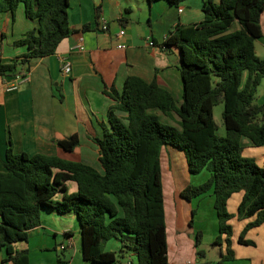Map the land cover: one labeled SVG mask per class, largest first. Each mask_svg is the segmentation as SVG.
<instances>
[{
    "label": "trees",
    "instance_id": "16d2710c",
    "mask_svg": "<svg viewBox=\"0 0 264 264\" xmlns=\"http://www.w3.org/2000/svg\"><path fill=\"white\" fill-rule=\"evenodd\" d=\"M166 1L178 7L182 0ZM19 5L36 27L13 42L26 51L10 62L0 61V77L26 76L33 58L53 54L72 31L68 0H0V12L13 17ZM263 11L264 0H203L200 21L177 23L168 30L160 47L177 49L179 101L156 77L147 82L128 75L120 93L114 86L104 87L103 93L114 101L107 109L109 128L104 127L101 137L90 136L101 170L56 155L14 153L9 144L0 171V264H29V250L18 249L16 243L27 240L43 210L76 216L87 264H115L128 252L134 254L133 264H168L160 158L164 146L184 153L189 173L209 172L206 181L186 185L179 196L190 200L211 190L218 227L213 245L225 243L216 264L233 259L232 214L227 210L233 193H241L238 218L250 219L237 241L253 244L244 234L264 222V160L259 166L243 156L240 139L264 144V104L255 102L264 77V58L255 52L256 39H264ZM219 102L224 136L216 134L213 119ZM158 112L170 118L175 114L179 127L162 122ZM53 142L66 152L79 144L75 134ZM69 180L76 185L71 193ZM57 193L61 197L54 199ZM110 239L119 243L117 250L102 249ZM200 243L197 232L195 247ZM196 255L202 258L203 250L197 249Z\"/></svg>",
    "mask_w": 264,
    "mask_h": 264
},
{
    "label": "crops",
    "instance_id": "0c3cea01",
    "mask_svg": "<svg viewBox=\"0 0 264 264\" xmlns=\"http://www.w3.org/2000/svg\"><path fill=\"white\" fill-rule=\"evenodd\" d=\"M68 2V20L72 31L58 43L55 52L33 58L25 80L18 81L15 90L6 89L16 81L15 75L0 77V171L4 170L5 150L9 144L14 153L56 155L90 165L93 161L98 162L97 146L90 136L101 137L104 127L109 128L107 109L114 103L103 93V88L114 86L120 93L128 75L139 76L147 82L156 77L159 85L170 91L177 101L181 99L177 49L169 47L164 50L160 44L175 24L195 23L202 19L203 0H182L178 7L171 6L166 0ZM179 8L181 12H178ZM103 24H106V30H101ZM85 25L88 27L84 28ZM260 25L264 33V11L260 16ZM35 27L36 21L25 16L23 5L16 8L13 17L9 12H0V61L10 62L23 54L25 46H15L13 42ZM122 28L124 34L119 36L118 31ZM80 36L83 38V50L75 47ZM118 43L125 47L118 48ZM258 43L264 54V39L255 41L256 55L264 58V55H258ZM64 58L71 64L69 74L62 71ZM116 114L125 115L121 111H116ZM173 118H176L175 114ZM73 134L77 135L79 144L71 152L62 150L53 142ZM240 142L242 149L243 146H252L244 137ZM260 155L263 158L264 151ZM66 185L68 191L76 190L75 184ZM181 189V186L174 187L169 207L164 202L168 264H188L189 261L192 264L204 261L216 264L225 246L223 242L212 244V254L216 257H210L204 251L202 258L197 257L196 250L201 248L200 245L195 247L196 233L201 232L202 243L204 231L199 225L195 227L194 215L189 214L192 207L182 205L183 200H189L179 196ZM236 193L227 201V210L237 221L236 224L229 222L232 225L233 259L224 261V264H264V222L245 232L244 238L253 241V244L245 245L237 241L250 219L238 218L236 210L241 193ZM176 197L182 200H178L180 211ZM215 218L212 235L216 237V213ZM69 239L73 241L72 245L60 250L69 255L70 259L66 261L64 256L58 257L56 251ZM116 246L118 249V242ZM16 247L27 248L29 254L31 251L37 254L36 257L29 255V264H87L81 255L79 228L73 213L43 210L40 224L29 230L27 240L17 242ZM3 256L4 251L1 250L0 261ZM133 257L132 252L125 253L115 264H126L128 258Z\"/></svg>",
    "mask_w": 264,
    "mask_h": 264
},
{
    "label": "rangeland",
    "instance_id": "374dc122",
    "mask_svg": "<svg viewBox=\"0 0 264 264\" xmlns=\"http://www.w3.org/2000/svg\"><path fill=\"white\" fill-rule=\"evenodd\" d=\"M215 2H218V0H215ZM260 43L257 44V52L258 55H264L261 53L260 50ZM255 102L257 104H264V77L261 80V83L257 87L256 93H255ZM222 110H223V103L219 102L213 107V119L216 125V134L219 136H224L225 130L222 123ZM160 115V119L164 123L171 124L175 127H179L177 124V116L176 118H170L160 112H158ZM247 139V138H246ZM243 145V143H242ZM166 148V149H165ZM264 151V144L255 146L252 145L251 147L243 146L241 154L243 156L251 157L255 160V162L262 166L263 164V158L260 155V153ZM161 159H162V184L164 188V202L166 204V207L170 206V203L172 202L171 199L173 197L172 191L174 190V187L181 186L184 188L186 185H198L204 181L207 180L209 177L208 171L203 169L197 174H191L187 170V164L186 159L184 156V153L180 150H176L174 148L170 147H162L161 149ZM95 167L99 168L101 170V167L98 162H92ZM168 164L170 165V168H168ZM174 180V181H173ZM66 183L75 184L73 181L69 180ZM175 184V185H174ZM67 193H71L70 191H67ZM238 193H234L233 195H237ZM61 197V193H57L55 195L54 199H59ZM181 200L176 197V201ZM213 197L211 196V191L206 192L205 194L193 197L189 201L183 200L182 205L187 207H192V209L189 211V214L191 216L194 215V225L197 227L198 225L201 226V228L204 231V237L202 240V243L200 244L201 250L208 253V256L216 257L214 254H212L211 246H213V237L212 235L214 230V223H216L214 208L212 204ZM182 201V200H181ZM178 211H180V202L178 201ZM185 208V207H184ZM183 208V210H184ZM168 209V208H167ZM237 211V210H236ZM179 213V212H178ZM230 223L236 224V219L231 218ZM207 243V245H206ZM224 246L225 243L223 242ZM117 241L114 239L107 240L102 243V249L103 250H117ZM56 254L58 257L63 258L65 257L66 261H68L69 255L65 251H60L58 249L56 251ZM29 255H32L33 257H36L37 254L33 253V251L30 252Z\"/></svg>",
    "mask_w": 264,
    "mask_h": 264
},
{
    "label": "built area",
    "instance_id": "2783aa9c",
    "mask_svg": "<svg viewBox=\"0 0 264 264\" xmlns=\"http://www.w3.org/2000/svg\"><path fill=\"white\" fill-rule=\"evenodd\" d=\"M181 11H182V9L179 8V9H178V12H181ZM106 29H107L106 24H103V25L101 26V30H106ZM123 34H124V29L122 28V29H120V30L118 31V35H119V36H122ZM149 44H153V42H150ZM75 47L78 48V49H80V50H83L84 46H83V38H82V36H80V37L78 38V40H77V44L75 45ZM117 47H118V48H124L125 45L122 44V43H118V44H117ZM62 71H63L65 74H69L70 71H71V64H70V61H69L67 58H66V59H65V58L62 59ZM25 78H26V76H24L23 73L16 74V75H15V80H16V81H15L14 83H12L11 85L7 86L6 89H7V90H15V89L18 87V81H19V82H20V81H23V80H25ZM72 243H73V241H72L71 239L66 240V242H65L64 244H60V245H59V249H60V250H63V249H65L67 246H71ZM131 260H132L131 258H128L126 264H133ZM188 264H192V262L189 261Z\"/></svg>",
    "mask_w": 264,
    "mask_h": 264
}]
</instances>
